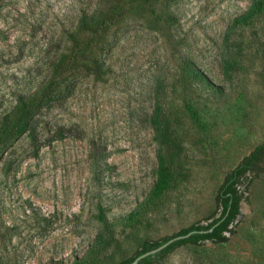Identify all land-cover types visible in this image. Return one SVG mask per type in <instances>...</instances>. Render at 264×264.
<instances>
[{
    "label": "rangeland",
    "instance_id": "obj_1",
    "mask_svg": "<svg viewBox=\"0 0 264 264\" xmlns=\"http://www.w3.org/2000/svg\"><path fill=\"white\" fill-rule=\"evenodd\" d=\"M253 1L178 0L170 7L176 24L163 18L160 3L154 12L127 11L107 57L109 73L98 81L80 77L4 156L0 264H74L95 244L100 211L118 220L146 200L160 162L150 122L158 79L179 121L183 176L138 229L117 228L119 243L106 264L132 256L144 238L207 223L226 175L264 143V18L227 38ZM86 5L0 0V121L45 79L64 31ZM180 53L216 88L180 89ZM186 102L198 109L202 127ZM159 264H264V173L252 179L227 245H187Z\"/></svg>",
    "mask_w": 264,
    "mask_h": 264
},
{
    "label": "trees",
    "instance_id": "obj_2",
    "mask_svg": "<svg viewBox=\"0 0 264 264\" xmlns=\"http://www.w3.org/2000/svg\"><path fill=\"white\" fill-rule=\"evenodd\" d=\"M72 25L64 31L61 48L51 63L47 76L32 93L21 96L16 105L0 121V164L8 150L33 128L35 119L45 109L64 101L75 88L74 82L81 78L102 80L109 73L108 55L119 42V30L127 24L126 14L137 6L154 12L156 4L162 5V16L171 24L177 17L170 7L178 0H86ZM107 9L113 10L108 12ZM264 18V0H254L248 10L236 17L227 31L229 38L236 30L252 25L256 19ZM116 27L115 32H111ZM180 76L178 85L187 91L191 87L203 86L215 89L207 75L195 62L184 54H179ZM230 65V63H228ZM67 74V75H66ZM158 79L154 89V104L150 122L155 139L159 144L158 178L148 197L124 218L109 220L100 211L97 220L101 225L95 244L86 256L74 264H106L114 254L110 250L118 246L119 226H126L130 232L145 222V215L163 202V197L175 188L183 176L178 164L182 146L177 137L179 121L176 110L163 100L164 85ZM221 90V89H218ZM220 94V91H218ZM163 96V97H162ZM191 120L202 127L198 109L184 104ZM264 173V143L256 146L241 163L230 171L219 186L215 196V211L206 219V224H193L179 232L161 239L144 238L135 253L112 264H131L138 256L157 249L177 236L197 232L190 237L175 241L163 251L143 259L139 264H159L178 248L191 245L202 246L211 243L225 246L230 237L236 234L241 205L247 200L252 179ZM252 176L253 178L250 179ZM144 214V217H143ZM213 229L211 232H204ZM203 232V233H199Z\"/></svg>",
    "mask_w": 264,
    "mask_h": 264
},
{
    "label": "water",
    "instance_id": "obj_3",
    "mask_svg": "<svg viewBox=\"0 0 264 264\" xmlns=\"http://www.w3.org/2000/svg\"><path fill=\"white\" fill-rule=\"evenodd\" d=\"M243 202H242V204H243ZM212 230L213 229H210L209 231H204V232H211ZM195 233H197V232L193 231V232H191V233H189L187 235L177 236L175 238H172L168 242H166L163 245H161L160 247H158L157 249H154L152 251L146 252V253L138 256L131 264H139L143 259H145V258H147L149 256L155 255V254L163 251L164 249H166L167 247H169L171 244H173L175 241L186 239V238L190 237L191 235H193ZM199 233H203V232H199Z\"/></svg>",
    "mask_w": 264,
    "mask_h": 264
}]
</instances>
